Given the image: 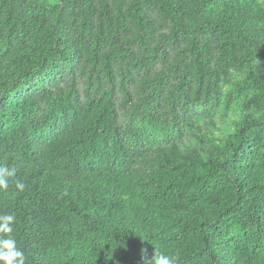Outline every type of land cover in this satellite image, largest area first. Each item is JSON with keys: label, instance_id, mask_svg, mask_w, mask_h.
<instances>
[{"label": "trees", "instance_id": "obj_1", "mask_svg": "<svg viewBox=\"0 0 264 264\" xmlns=\"http://www.w3.org/2000/svg\"><path fill=\"white\" fill-rule=\"evenodd\" d=\"M0 165L26 264H264V0H0Z\"/></svg>", "mask_w": 264, "mask_h": 264}, {"label": "clouds", "instance_id": "obj_2", "mask_svg": "<svg viewBox=\"0 0 264 264\" xmlns=\"http://www.w3.org/2000/svg\"><path fill=\"white\" fill-rule=\"evenodd\" d=\"M10 181L17 190L23 191L25 189V184L17 179L15 167L0 165V191L9 190ZM17 220L18 218L14 212L0 214V234L13 233ZM141 261L142 264H178L175 256L163 252L154 254L149 259L146 250L141 252ZM0 264H26L25 253L14 236H0Z\"/></svg>", "mask_w": 264, "mask_h": 264}]
</instances>
